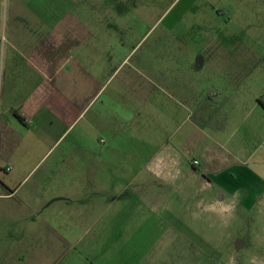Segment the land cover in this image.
Masks as SVG:
<instances>
[{"label": "crops", "instance_id": "0c3cea01", "mask_svg": "<svg viewBox=\"0 0 264 264\" xmlns=\"http://www.w3.org/2000/svg\"><path fill=\"white\" fill-rule=\"evenodd\" d=\"M12 11L5 6L7 18ZM132 54L121 56L131 69L118 81L114 61L98 75L81 53L67 67L64 54L0 51V264H193V221L146 189L164 185L172 202L182 176L193 175L198 160L186 159L197 144L235 181L249 160L240 146L264 137V124L242 85L211 86L206 59L196 71L190 55L131 63ZM29 57L40 67L14 66ZM214 204L219 216L226 198ZM213 248L210 262L226 264Z\"/></svg>", "mask_w": 264, "mask_h": 264}, {"label": "rangeland", "instance_id": "374dc122", "mask_svg": "<svg viewBox=\"0 0 264 264\" xmlns=\"http://www.w3.org/2000/svg\"><path fill=\"white\" fill-rule=\"evenodd\" d=\"M0 4L2 54L59 53L65 55V66L72 67L81 53L88 63L85 67L98 75L112 61L116 70L121 66V56L131 51V63L143 55L162 59L190 55L196 71L200 56L206 59L203 71L208 72L211 86L213 82L242 85L240 97L256 107V115L264 124V107L258 102L264 101V0H0ZM10 4L13 11L7 18L4 10ZM33 57L14 61V66L40 67L41 60ZM130 69L131 64L122 65L116 74L122 70L118 81ZM231 69H240L243 74L231 77ZM259 136L247 140V147L240 146L249 160L236 172L235 181L208 165L197 144L186 159L187 164L198 160L193 163V175L187 172L182 176V193L172 195V202L168 187H157L154 193L146 189L147 195L154 196L151 198H161L162 206L171 205L175 213L188 215V222L193 221L190 239L194 248L190 256L188 251L193 264H212L210 256L214 253L209 246L219 250L226 264H233L237 253L239 264H264V137ZM197 137L200 141L201 135ZM151 159L147 156L146 163ZM189 167L192 170V165ZM149 177L146 172L143 179ZM231 188L235 197L229 193ZM223 196L226 206L217 216L214 202ZM197 215L203 216V222ZM162 259L179 260L170 254Z\"/></svg>", "mask_w": 264, "mask_h": 264}, {"label": "trees", "instance_id": "16d2710c", "mask_svg": "<svg viewBox=\"0 0 264 264\" xmlns=\"http://www.w3.org/2000/svg\"><path fill=\"white\" fill-rule=\"evenodd\" d=\"M258 102H259V104H260L261 106L264 107V101H262L261 99H259Z\"/></svg>", "mask_w": 264, "mask_h": 264}, {"label": "built area", "instance_id": "2783aa9c", "mask_svg": "<svg viewBox=\"0 0 264 264\" xmlns=\"http://www.w3.org/2000/svg\"><path fill=\"white\" fill-rule=\"evenodd\" d=\"M196 163H197V162H196ZM6 170H7V171H10V170H11V168H9V167H8Z\"/></svg>", "mask_w": 264, "mask_h": 264}]
</instances>
